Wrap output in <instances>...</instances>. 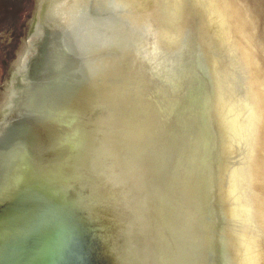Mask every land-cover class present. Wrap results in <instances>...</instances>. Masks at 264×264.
Here are the masks:
<instances>
[{
	"label": "water",
	"instance_id": "water-1",
	"mask_svg": "<svg viewBox=\"0 0 264 264\" xmlns=\"http://www.w3.org/2000/svg\"><path fill=\"white\" fill-rule=\"evenodd\" d=\"M0 264H264V0H0Z\"/></svg>",
	"mask_w": 264,
	"mask_h": 264
}]
</instances>
